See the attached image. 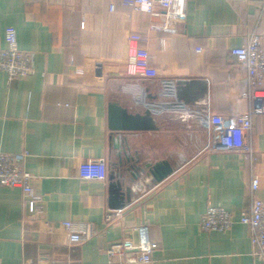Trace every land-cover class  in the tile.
I'll use <instances>...</instances> for the list:
<instances>
[{
	"label": "crops",
	"instance_id": "1",
	"mask_svg": "<svg viewBox=\"0 0 264 264\" xmlns=\"http://www.w3.org/2000/svg\"><path fill=\"white\" fill-rule=\"evenodd\" d=\"M9 25L19 47L35 53V71L13 81L0 71V152L28 151L25 167L43 203L34 214L21 189L0 186L2 264H127L111 251L135 227L158 244L148 264L258 263L239 217L250 206L253 176L264 199V113L252 114V154L207 149L205 121L256 106L244 95L251 91L247 67L231 49L253 34L264 41V0H187L186 19L174 25L159 6L149 13L122 0H0V51ZM132 33L148 36L146 77L127 69ZM180 79L207 82L201 111L177 98ZM113 101L134 113L152 107L158 130L119 136L131 155L143 163L168 160L174 173L157 185L147 174L126 175L133 199L108 222V177L82 179L79 167L86 160L118 163ZM210 205L233 214L230 230L200 229ZM68 220L90 224L92 236L71 243Z\"/></svg>",
	"mask_w": 264,
	"mask_h": 264
},
{
	"label": "built area",
	"instance_id": "2",
	"mask_svg": "<svg viewBox=\"0 0 264 264\" xmlns=\"http://www.w3.org/2000/svg\"><path fill=\"white\" fill-rule=\"evenodd\" d=\"M122 4L149 13H153L159 6L170 25L184 21L187 16V0H122ZM114 8L112 5V9ZM147 40L148 36L140 33H132L129 37L130 60L127 69L131 75H148L149 52L144 45ZM231 54L247 67L246 81L251 91L244 95L254 98L256 106L250 113L208 116L205 125L210 140L206 148L252 154L248 135L253 126L252 114L264 113V41L260 35L253 34L246 43L232 48ZM0 71L7 74L9 81L28 77L35 71V53L19 47L17 29L13 25L7 26L5 30V47L0 51ZM28 154L27 150L0 152V186L21 189L24 206L38 214L42 209L43 197L34 188V175L25 167ZM108 170V163L104 159L86 160L80 164L79 176L85 180H105ZM259 188V178L253 176L250 184L251 203L247 210L242 211L239 221L250 228L252 255L257 264H264V199L258 195ZM120 214L119 210L110 209L106 212L105 219L110 222ZM234 223L231 212L220 205H210L201 219L200 229L225 232ZM63 226L71 243H82L93 234L88 223L68 220L63 222ZM157 248L158 244L144 234L141 227H135L111 254H119L127 264H148L152 262V253Z\"/></svg>",
	"mask_w": 264,
	"mask_h": 264
},
{
	"label": "water",
	"instance_id": "3",
	"mask_svg": "<svg viewBox=\"0 0 264 264\" xmlns=\"http://www.w3.org/2000/svg\"><path fill=\"white\" fill-rule=\"evenodd\" d=\"M195 87L200 88V90L197 92L198 95L192 97L190 93ZM176 90L179 100H184L187 104H193L198 111L203 109L200 104L207 99L208 94L205 80H177ZM109 126L117 133L114 137V147L117 149L119 156V161L114 165L115 167L108 170L111 188L110 208L121 210L132 201L134 196L131 186H124L126 175L130 174V178L136 180L142 174H147L151 177L152 183L157 185L174 173V167L168 160L143 163L138 153L136 156L130 154L128 140L119 136V133L122 132L158 130L159 127L152 107L147 108L143 113H134L118 102H110Z\"/></svg>",
	"mask_w": 264,
	"mask_h": 264
},
{
	"label": "rangeland",
	"instance_id": "4",
	"mask_svg": "<svg viewBox=\"0 0 264 264\" xmlns=\"http://www.w3.org/2000/svg\"><path fill=\"white\" fill-rule=\"evenodd\" d=\"M174 147H175L174 149H175L176 151H177V150L179 151V149L181 148L180 145H175Z\"/></svg>",
	"mask_w": 264,
	"mask_h": 264
}]
</instances>
